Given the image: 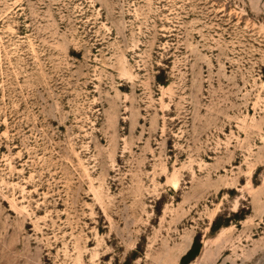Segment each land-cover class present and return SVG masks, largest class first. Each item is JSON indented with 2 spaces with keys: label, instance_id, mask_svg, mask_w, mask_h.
<instances>
[{
  "label": "rangeland",
  "instance_id": "rangeland-1",
  "mask_svg": "<svg viewBox=\"0 0 264 264\" xmlns=\"http://www.w3.org/2000/svg\"><path fill=\"white\" fill-rule=\"evenodd\" d=\"M264 264V0H0V264Z\"/></svg>",
  "mask_w": 264,
  "mask_h": 264
},
{
  "label": "trees",
  "instance_id": "trees-1",
  "mask_svg": "<svg viewBox=\"0 0 264 264\" xmlns=\"http://www.w3.org/2000/svg\"><path fill=\"white\" fill-rule=\"evenodd\" d=\"M201 245L199 241H195L191 249L183 256L181 263L189 264L191 263L200 253Z\"/></svg>",
  "mask_w": 264,
  "mask_h": 264
}]
</instances>
